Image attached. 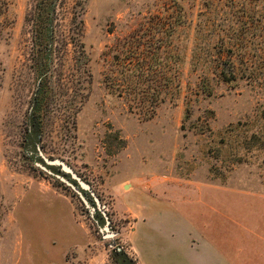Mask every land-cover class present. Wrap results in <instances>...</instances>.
<instances>
[{
	"label": "rangeland",
	"instance_id": "1",
	"mask_svg": "<svg viewBox=\"0 0 264 264\" xmlns=\"http://www.w3.org/2000/svg\"><path fill=\"white\" fill-rule=\"evenodd\" d=\"M36 3L0 0V264H86L96 255L112 264L115 250L135 259V222L143 264H189L174 250L186 254L179 229L193 227L198 195H216L213 186L264 193V0H59L55 39L68 46L48 71L38 154L28 140L40 81ZM166 14L179 25L181 96L144 119L107 86L104 52ZM225 46L239 47L236 83L213 74Z\"/></svg>",
	"mask_w": 264,
	"mask_h": 264
},
{
	"label": "trees",
	"instance_id": "2",
	"mask_svg": "<svg viewBox=\"0 0 264 264\" xmlns=\"http://www.w3.org/2000/svg\"><path fill=\"white\" fill-rule=\"evenodd\" d=\"M59 0H37L31 16L33 33V51L36 72L40 81L33 98L32 112L29 116V136L31 148L38 154L40 138L36 135L41 128V110L48 99V71L53 69V56L66 52L68 41L56 42L55 22ZM183 18V16H180ZM158 23H152L142 33L123 39H116L107 46L109 70L105 82L115 97L126 100L129 109L144 119H151L156 110L167 101L178 100L182 83L179 65L183 59L174 45V37L179 25L170 14L157 17ZM180 21L183 26L185 20ZM246 33V32H245ZM245 35L244 38H246ZM75 43L77 40L75 39ZM246 42V41H245ZM56 44V45H55ZM240 48H245L240 43ZM218 55L213 74L223 83H236L240 78L238 63L233 59L239 47H226ZM211 63V61H210ZM215 66V65H214ZM203 92L211 96L210 79L206 78ZM80 188V187H79ZM82 190V189H81ZM84 191V190H82ZM85 192V191H84ZM89 193V195L87 194ZM86 194L93 200L90 192ZM95 217L99 225H105V215L94 202ZM112 264H138L137 260L124 251H117L111 257Z\"/></svg>",
	"mask_w": 264,
	"mask_h": 264
},
{
	"label": "crops",
	"instance_id": "3",
	"mask_svg": "<svg viewBox=\"0 0 264 264\" xmlns=\"http://www.w3.org/2000/svg\"><path fill=\"white\" fill-rule=\"evenodd\" d=\"M211 189L217 194L198 195L193 227L179 229L185 234L187 255L179 248H175L176 254L181 250V258L188 257L189 264H264V193H233L231 188L220 186ZM142 221L146 223L145 218ZM136 225L130 244L137 263L143 264L133 244ZM147 241L154 247L153 238ZM68 242L59 250L60 256L75 245ZM96 256L86 264H108Z\"/></svg>",
	"mask_w": 264,
	"mask_h": 264
},
{
	"label": "water",
	"instance_id": "4",
	"mask_svg": "<svg viewBox=\"0 0 264 264\" xmlns=\"http://www.w3.org/2000/svg\"><path fill=\"white\" fill-rule=\"evenodd\" d=\"M84 187V186H83ZM85 188V187H84ZM112 235L110 234V236L109 237H111Z\"/></svg>",
	"mask_w": 264,
	"mask_h": 264
}]
</instances>
